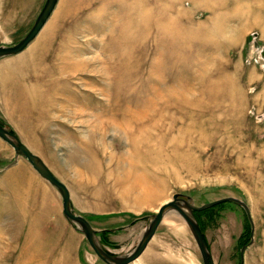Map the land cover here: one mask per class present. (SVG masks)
<instances>
[{
    "label": "rangeland",
    "instance_id": "374dc122",
    "mask_svg": "<svg viewBox=\"0 0 264 264\" xmlns=\"http://www.w3.org/2000/svg\"><path fill=\"white\" fill-rule=\"evenodd\" d=\"M44 1L0 0V46ZM261 50L264 0H57L29 44L0 57V121L110 253L132 250L175 193L197 206L231 196L251 221L230 200L194 211L213 263L241 264L246 245L242 264H264ZM165 214L128 264H202L181 215ZM0 264H106L1 138Z\"/></svg>",
    "mask_w": 264,
    "mask_h": 264
},
{
    "label": "water",
    "instance_id": "95a60500",
    "mask_svg": "<svg viewBox=\"0 0 264 264\" xmlns=\"http://www.w3.org/2000/svg\"><path fill=\"white\" fill-rule=\"evenodd\" d=\"M56 2L57 0H45L42 8L40 9L27 33L13 45L0 46V57L15 54L24 49L26 45L32 40V38L39 32L53 10ZM248 39H251V35L248 36ZM262 53L264 54V50H262ZM0 138L9 144L17 155H22L25 157L31 166L36 170V172L57 189L61 196L62 213L64 217L70 223L76 225V227L84 234L88 244L95 254L106 264H128L130 261L135 259L143 251L155 233V230L161 222L165 212L170 209L176 210L188 225L199 249L202 258V264L214 263L205 239L199 229L198 222L194 217V211L212 206L218 202L230 200L241 205L244 208L249 220L251 221L247 205L236 197H223L197 206L194 205L189 199L181 196V194L175 193L172 195L169 201L160 205L157 212L152 215V218L150 219L144 231L141 233L137 244L132 250L121 255L112 254L99 244L95 236V229L92 227L89 221L82 215L73 211L67 186L53 174V172L47 167V165L38 155L33 153L25 144H23L14 133L4 126L1 121ZM245 247L246 245H243L240 249L241 264L243 261V251Z\"/></svg>",
    "mask_w": 264,
    "mask_h": 264
},
{
    "label": "bare ground",
    "instance_id": "6f19581e",
    "mask_svg": "<svg viewBox=\"0 0 264 264\" xmlns=\"http://www.w3.org/2000/svg\"><path fill=\"white\" fill-rule=\"evenodd\" d=\"M33 38H34V37H33ZM33 38H32V39H33ZM28 44H29V43H28ZM28 44H27V45H28ZM27 45H26V46H27ZM256 45L258 46L257 43H256ZM19 52H20V51H19ZM261 55L264 56V54L262 53V50H261ZM30 104H32V103H30ZM78 159H79V158H78ZM78 159H77V160H78ZM82 164H83V166H84L85 168L91 169V170L93 171V173H95V171H97V169H98V167H96L97 164H96L94 161H83ZM98 170H99V169H98ZM67 188H68V187H67ZM69 197L71 198V196H70V192H69ZM167 201H169V200H167ZM167 201H165L164 203H166ZM164 203H162V204H164ZM162 204H161V205H162ZM158 208H159V207H158ZM158 208H157V210H158ZM72 209H73V206H72ZM157 210H156V212H157ZM73 211H74V210H73ZM156 212H155V213H156ZM155 213H154V214H155ZM165 215H166V214H165ZM162 218H163V217H162ZM161 220H162V219H161ZM151 238H152V237H151ZM144 249H145V248H144ZM144 249H143V250H144ZM140 254H141V253H140ZM140 254H139V255H140ZM139 255H138V256H139ZM138 256H137V257H138ZM133 260H134V259H133ZM130 262H131V261H130Z\"/></svg>",
    "mask_w": 264,
    "mask_h": 264
},
{
    "label": "built area",
    "instance_id": "2783aa9c",
    "mask_svg": "<svg viewBox=\"0 0 264 264\" xmlns=\"http://www.w3.org/2000/svg\"><path fill=\"white\" fill-rule=\"evenodd\" d=\"M251 38H252V36H251ZM251 40V39H250Z\"/></svg>",
    "mask_w": 264,
    "mask_h": 264
}]
</instances>
